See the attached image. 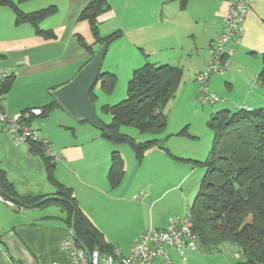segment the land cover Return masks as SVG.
<instances>
[{"label":"crops","instance_id":"crops-1","mask_svg":"<svg viewBox=\"0 0 264 264\" xmlns=\"http://www.w3.org/2000/svg\"><path fill=\"white\" fill-rule=\"evenodd\" d=\"M91 1L31 0L17 4L12 0L23 14L53 9V14L37 26L41 34L28 23L17 24L13 9L0 6V67L12 76L11 87L1 98L4 113L41 110L55 99L54 92L73 80L104 47L99 74L115 75L119 85L127 86L132 73L148 62L180 68L182 77L192 79L184 85L191 88L192 83L190 91L197 93L193 81L205 68L209 44L223 30L226 2L187 0L182 8V0H105L109 9L97 18L99 37L118 32L119 38L104 46L95 42L89 22L79 19ZM247 8L244 35L234 46L226 71L227 76H253L254 83L259 82L260 88L253 89L260 94L253 96L252 91L235 101L239 109L252 110L264 104L260 98H264V83L258 77L264 76V0H247ZM210 80L212 88L208 82V89L224 96V88ZM99 84L94 85L99 89V95L93 92L95 110L96 104L100 112L103 106L124 97L119 98L120 92L111 96L115 89L109 95L102 93ZM227 86L234 91V85ZM31 125L59 153L54 179L71 190L81 212L117 255H127L132 243L149 228L165 230L171 217L181 219L189 212L191 204L181 186V161L162 149H148L138 162L127 145H113L101 138L99 129L70 115L61 105L46 117H33ZM167 134L173 136L172 132ZM169 140L163 141V147L176 158L182 157L170 147ZM115 151L122 159L124 176L111 188L107 177ZM30 152L28 143H16L0 126V170L14 190L27 199L52 197L56 189L48 181L44 160ZM71 228L58 204L17 207L0 201V264H69L61 242ZM198 250L205 255L212 253L183 247L180 256L176 248H167L172 264H201L208 257L193 254ZM234 256H221L223 264H238L239 255Z\"/></svg>","mask_w":264,"mask_h":264},{"label":"trees","instance_id":"trees-1","mask_svg":"<svg viewBox=\"0 0 264 264\" xmlns=\"http://www.w3.org/2000/svg\"><path fill=\"white\" fill-rule=\"evenodd\" d=\"M27 1L31 0H17V4ZM186 2L187 0L181 1L182 8ZM0 6L13 9L17 24L28 23L39 34L41 32L38 24L54 12L52 8H48L23 14L12 0H0ZM108 9L105 0H92L79 18L89 22L95 42L104 46L119 38L118 32L99 37L97 18ZM86 50L93 56L89 48ZM181 78L182 70L169 65L155 66L147 62L135 70L127 85L126 98L117 104L101 108V113L110 116V122L103 123L95 112L99 124L102 125L100 137L113 145H127L138 162L153 147L162 149L177 161H182L183 159L176 158L163 147V141L168 136L160 139L167 119L163 108L175 97ZM11 79L0 87L1 98L10 89ZM97 81L102 93L109 95L115 89L117 78L105 72L98 75ZM88 100L91 103L96 100L93 89ZM56 107L60 105L53 99L41 108L40 116H48ZM122 127H133L140 134L147 133L154 138L136 142L121 132ZM207 127L213 140L211 151L202 163L205 173L200 188L194 195L189 210L193 224L192 234L198 240L199 249L214 252L221 244L229 243L239 249L238 264H264V109L242 108L234 112L222 110L211 117ZM177 134L181 136L182 133ZM29 145L30 153L39 155L44 160L48 181L55 187L56 194L34 199L22 197L0 170L2 201H8L17 207L58 204L65 210L79 244L88 250L95 249L103 254L117 255L115 248L104 241L101 233L81 212L71 190L54 179L55 162L42 156L39 144ZM123 176V162L115 151L111 154L107 177L110 187L116 188Z\"/></svg>","mask_w":264,"mask_h":264},{"label":"built area","instance_id":"built-area-1","mask_svg":"<svg viewBox=\"0 0 264 264\" xmlns=\"http://www.w3.org/2000/svg\"><path fill=\"white\" fill-rule=\"evenodd\" d=\"M227 9L223 17L221 34L209 44L208 58L203 71L197 74L196 83L200 85L202 102L210 105L221 104L223 100L212 93L207 82L212 75H223L234 53V46L243 38V22L247 13V0H223ZM11 73L0 67V87L10 79ZM1 103V96H0ZM41 114L40 109H28L16 114H6L0 104V126L12 140L18 144L37 143L42 148V156L52 162H59V153L52 149L49 141L31 125L33 117ZM142 195V194H141ZM0 201L2 199L0 198ZM4 201V200H3ZM2 201V202H3ZM6 204H13L4 201ZM165 230L149 228L132 243L127 255L103 254L98 250H88L78 242L71 228L61 242V248L69 257V264H172L167 252L174 247L182 255L183 247L199 249V243L193 233V224L189 212L181 218H170Z\"/></svg>","mask_w":264,"mask_h":264},{"label":"rangeland","instance_id":"rangeland-1","mask_svg":"<svg viewBox=\"0 0 264 264\" xmlns=\"http://www.w3.org/2000/svg\"><path fill=\"white\" fill-rule=\"evenodd\" d=\"M210 78L214 80L213 82H215L216 86L223 87L225 90L224 92H226L225 95L223 96L222 94L214 93L213 91L210 90L212 93H214V95H216L218 98L223 100L221 104L217 103L215 105H210L208 103H203L202 95L201 93H199L200 85L196 83V78L193 81V83L195 84L194 86L197 89V93L192 94L190 89L191 90L193 89V84L191 83L192 85L191 88L189 86L186 87V85L189 84V81L192 80L191 76H183L181 85L176 90V93L174 95L175 97L171 99L167 103V105L163 108V112L167 116V119L165 121L166 128L163 133L164 135H162V137L167 135L168 136L167 139H170L169 140L171 144L170 147H172L177 153L182 155V157H179V159H183L180 163V166L182 168L180 174L181 173L183 174L182 178L184 177V181H183L184 183H181V186L190 204H192L193 201L192 199L194 198V195L197 193L205 173V169L202 163H204L206 157H208L212 147L213 135L207 127L209 120L217 112L222 110H229L231 112L237 111L239 109L235 102L238 99L237 97H240L241 95L242 97L243 96L245 97L248 93L252 91H253L252 92L253 96L260 94V90L254 91L253 89L255 88V90H257L258 87L260 88L261 86L259 82L258 84L254 83L253 76H227V71H226V74L224 76L214 75L211 76ZM249 78L251 79L249 80ZM259 79L261 82L264 83V76H262V78ZM208 82H209V89H211L212 88V85L210 87L211 80ZM124 85L125 83H123L122 85L121 83L120 85L118 84V82L116 83L115 91L111 96H115V94L117 96V94H119L120 92L119 98L123 96L124 97L116 101L114 104H117L126 98L127 86ZM227 85H234V91L233 92L229 91L230 87ZM185 89L187 91H185ZM93 92L99 95L98 85L94 87ZM260 98H262V100L264 101V98L261 97V95ZM233 106L236 107L234 108ZM96 107H97L96 108L97 114L99 115L101 120L104 121L105 123H109L111 120L110 116L105 114H100L97 104ZM258 109H264V104L262 105L261 108ZM121 132L133 138L136 142L139 143L154 138L153 135L147 133L140 134L133 127H122ZM168 132H172L173 136L170 137L167 134ZM177 133H182V134L181 136H179ZM181 179H179L178 181H180ZM171 218H176V217H171ZM201 251L202 250H198L195 251V253H193L195 255L197 254L204 255L205 258L208 257L206 260H203L201 264H223V259L221 256H224L227 259H229L231 255H235L236 257L238 255L240 256L238 248L235 245L229 243L221 244L217 251H214L212 253H206V255L202 254Z\"/></svg>","mask_w":264,"mask_h":264},{"label":"water","instance_id":"water-1","mask_svg":"<svg viewBox=\"0 0 264 264\" xmlns=\"http://www.w3.org/2000/svg\"><path fill=\"white\" fill-rule=\"evenodd\" d=\"M105 54V47L98 52L89 64L84 67L65 86L54 92L55 100L72 116L84 119L93 128L102 129L96 117V110L88 100L99 75V67Z\"/></svg>","mask_w":264,"mask_h":264}]
</instances>
